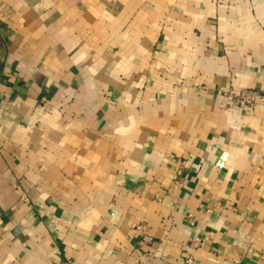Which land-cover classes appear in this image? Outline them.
I'll return each instance as SVG.
<instances>
[{
  "label": "crops",
  "instance_id": "obj_1",
  "mask_svg": "<svg viewBox=\"0 0 264 264\" xmlns=\"http://www.w3.org/2000/svg\"><path fill=\"white\" fill-rule=\"evenodd\" d=\"M0 264H264V0H0Z\"/></svg>",
  "mask_w": 264,
  "mask_h": 264
},
{
  "label": "built area",
  "instance_id": "obj_2",
  "mask_svg": "<svg viewBox=\"0 0 264 264\" xmlns=\"http://www.w3.org/2000/svg\"><path fill=\"white\" fill-rule=\"evenodd\" d=\"M225 100L224 104L225 106H231V105H253L256 103L259 99L263 98V95L255 89H249V88H243L240 90H228L225 92ZM145 240L147 242L152 241L153 239L151 237H146ZM191 260V259H190Z\"/></svg>",
  "mask_w": 264,
  "mask_h": 264
}]
</instances>
